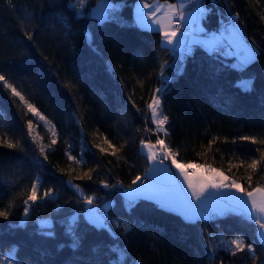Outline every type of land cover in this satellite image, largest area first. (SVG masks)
<instances>
[{"label": "trees", "instance_id": "1", "mask_svg": "<svg viewBox=\"0 0 264 264\" xmlns=\"http://www.w3.org/2000/svg\"><path fill=\"white\" fill-rule=\"evenodd\" d=\"M98 1L86 0L78 15L75 0H0V73L56 131L52 137L0 88V140L7 135L23 148L0 146V210L13 203L8 219L0 217V257L12 250L14 264H264L258 226L239 214L188 221L149 200L127 204L121 194L147 170L141 140L155 144L157 135L146 105L162 79L169 81L161 94L168 135H158L177 161L211 165L251 190V170L241 162L259 159L255 149L262 146L240 138H264V0H200L207 10L200 21L205 35H219V19L229 23L239 14L238 27L257 49L242 69L231 55L199 45L177 62L158 32L131 23L137 0H107L120 6L103 22L90 16ZM243 80L251 81L250 91L237 86ZM66 152L82 163L69 161ZM230 163L236 167L229 170ZM89 170L91 179L76 178ZM252 176L251 187L264 183V164ZM36 180L38 195L48 189L53 195L29 202L25 217L23 201ZM69 180L93 197L97 210L105 206L106 228L84 218L86 204ZM41 219L51 226L40 227ZM238 236L253 253L225 250L222 241ZM116 249L126 253L123 259Z\"/></svg>", "mask_w": 264, "mask_h": 264}, {"label": "snow or ice", "instance_id": "2", "mask_svg": "<svg viewBox=\"0 0 264 264\" xmlns=\"http://www.w3.org/2000/svg\"><path fill=\"white\" fill-rule=\"evenodd\" d=\"M86 3V0H77V5L79 8H83ZM189 6H191L189 8ZM118 6L111 5L107 3V0H102L97 9L93 10V15L100 21L103 22L109 18H112L116 12ZM189 10L186 12L185 9ZM158 13L160 15H158ZM206 15V9L201 4L200 0H178V3H159V0H138V3L135 6V23L142 29H147L149 31L158 32L162 37V44L165 46H170L167 48L170 52L181 53V56H185L192 51L193 44H202L210 53L221 50L224 45L222 41L226 38L230 41V50L226 55H234L239 58L238 67L244 68L250 63H252L257 56L255 47L247 45L244 43V37L242 35V30L238 27L239 14L230 16L229 26L225 29L227 32V37L224 36V33H221V36H208L204 40L190 39L194 33L203 32V29L200 28V21ZM174 19L177 21L174 23ZM264 19V16L261 17ZM183 29V30H182ZM29 40L32 39L31 33H26ZM234 49V50H233ZM160 75L163 77V68L164 65H161ZM181 65H177V72L181 70ZM138 83L143 85V81L140 80ZM169 81L166 79L161 80L160 87L155 88L150 94V102L147 103L146 108L151 114V123L155 125L153 130L154 134L157 135L155 144L148 142L145 143L144 140H141V146L143 149H147V159L150 163L156 164L157 162L163 164L164 160L171 158L173 166L179 171L180 176L183 178L184 184L187 185L189 192L191 193V199L183 191V187L178 184L175 180L170 181L173 188L169 193L162 192H153L152 195L146 196L148 199H159L164 206H171L180 211V214L188 221H194L196 219H202L205 215L215 213L223 215L228 212H236L243 219L249 223H254L258 226L257 235L260 240L264 242V183L258 182L255 187H251L253 183L252 173H255L261 166L264 164V138H257L256 136H245L241 137V140L249 141L250 143L256 145H261L255 149L259 152V159L252 158L250 162L245 164L244 161L241 162L242 166H246L247 169L251 170V173L247 175V181L249 188L248 190L236 179L229 180V177L224 174L223 171L212 167L207 164L199 163H182L177 161V154L172 152L170 147L165 143L164 140L159 138V133H164L165 136L168 135V130L165 125L168 123L169 117L163 114L161 107V94L167 89ZM242 91L251 90V81L243 80L237 85ZM0 88L7 90L11 93L12 97L18 98L21 104L27 109V112H31L34 116H39L40 120H45V117L39 114L37 109L31 104L25 96L21 93L10 82V77L5 74L0 73ZM15 103V100L13 101ZM139 111V109H137ZM45 123L48 122L45 120ZM28 135L33 137L32 142L36 143L38 136H33V122L31 120L27 121ZM48 131L51 133L52 137L56 136V131L54 126L48 127ZM149 131V129H145ZM215 142H209V146ZM56 140L52 139L51 144H55ZM104 143L108 144L110 148H113V154H115L118 149H115L114 146L105 139ZM160 146V152L154 151L156 146ZM0 146L7 147L9 149H18L23 151V148L20 144V141L17 140L16 143H13L7 135L3 136V139L0 140ZM123 148V145L120 146ZM101 152L106 151L101 148ZM40 153L47 159L44 146H40ZM162 155V158L157 161V156ZM66 156L69 161H75L77 165L81 164L82 161L76 159L66 152ZM236 165L230 163L229 170ZM192 168L198 171L189 172L188 169ZM92 170L84 172L83 176L76 177L77 179H84L87 177L91 179ZM149 170H146V173ZM164 169L152 168L151 172L154 174L152 180H156L157 173L164 172ZM142 178L136 176L132 180L131 184L128 185L130 191L126 194L128 202L131 205L134 201L139 199L142 195L145 194V189H148L149 192L152 190L148 188V185H145V189H133L132 185H136L138 181ZM72 189L75 190L83 198V203L89 206V215L88 222L98 229L106 228L107 224L103 214L98 213L97 211L91 208L93 204V197L87 196L84 194V190L77 184H73L71 180L68 181ZM104 187H109L108 184H105ZM40 188L39 181H33L30 189L28 190L27 199L23 201L25 207L23 215L27 217L29 215V202L35 204L37 200H44L46 197L53 195V190H46L43 195H38ZM209 190L222 193L224 190L234 191L239 193V196H227L221 195L216 197L218 200H228L231 203L224 206L209 208L207 202L212 199L211 193ZM243 197H247L245 200ZM192 200L199 201L197 204H193ZM13 207V203L10 201L8 203V210H0V217L8 219L9 210ZM127 230V226H125ZM51 235V233H47ZM222 245L225 247L226 251H229L232 256H236L238 253H253L254 248L251 244L245 245V242L242 237H236L230 241H222ZM73 246H77V241H73ZM119 252L120 257L123 259L126 255L120 249H116ZM14 264V252L12 250L3 257H0V264Z\"/></svg>", "mask_w": 264, "mask_h": 264}, {"label": "crops", "instance_id": "3", "mask_svg": "<svg viewBox=\"0 0 264 264\" xmlns=\"http://www.w3.org/2000/svg\"><path fill=\"white\" fill-rule=\"evenodd\" d=\"M102 2V0L98 1V3L90 10V16L96 18L92 13H93V10ZM160 3H162V1L159 0ZM107 3H109L107 1ZM138 3V0L134 3L133 5V17H132V21L131 23L138 26L136 23H135V6L136 4ZM174 3H178V0H175ZM111 4V3H109ZM112 5V4H111ZM158 15H160L158 13ZM97 19V18H96ZM98 20V19H97ZM139 27V26H138ZM202 27V25L200 24V28ZM243 35V33H242ZM209 35H205L203 32H200V33H194L193 36L190 37V39H196V40H204L208 37ZM215 36H219L218 34H215ZM227 37V34L226 36ZM244 37V35H243ZM161 41H162V37H161ZM244 41L245 40V37H244ZM226 42L228 43L227 45H229V49H230V41L226 39ZM162 44V42H161ZM163 45V44H162ZM193 45H199L201 47H203L204 49H206L202 44H193ZM164 47H170V46H165L163 45ZM208 51V49H206ZM234 50V49H233ZM175 55V58L177 60V62H181L184 58V56L182 57L181 56V53L179 51L175 52L174 53ZM231 57L233 58V61H232V64H234L235 62V57L237 58V56H234V55H231ZM239 63V62H238ZM236 66V65H235ZM238 67V66H236ZM150 117H151V114H150ZM145 143H148V142H145ZM141 150L142 152L144 153V155L146 156L147 158V152L148 150L147 149H143L142 146H141ZM156 152H160V149L159 151L157 150ZM162 158V155H159V159H157V161H159L160 159ZM152 168H157V169H164L165 171L164 172H160V173H157L155 174L156 175V180L153 181L152 180V176L154 175L152 172H151V169ZM147 170H149L147 173L145 171L144 173V178H145V182L141 185H139L138 187H135L132 185V188L133 189H137V190H140V189H145V185H148V188L151 189L152 191L149 192L148 189H145V194L142 195L139 199H145V200H149V201H152L153 203H155L156 205L158 206H161L163 208H166V209H169V210H172L178 214H180V211L177 210L176 208L174 207H171V206H164L161 201L159 199H148L146 198V196L148 195H152L153 192H162V193H169L172 191V184L170 183V181L172 180H175L176 182H178V184L180 186L183 187V191L184 193L187 194V196L189 197V199H191V193L189 192L188 188H187V185L184 184V181H183V178L180 176V173L179 171L176 169L175 166H173L172 162H171V158L167 159V160H164L163 164H160V163H156V164H152L148 161L147 159ZM194 171H198V170H195ZM229 180H232L229 178ZM130 191V189L127 187V188H123L121 190V194H122V197L125 201V203H129L128 202V198H127V193ZM210 193H211V196H212V199H210L208 202H207V206L209 208H214V207H219V206H224V205H228L230 204L231 202L228 201V200H218V199H215L216 197H219L221 195H227V196H239L240 194L239 193H236L234 191H228V190H224L222 193L220 192H215L213 190H209ZM245 200L247 199V197H243ZM138 200V199H137ZM192 203L193 204H197L199 203V201H195V200H192ZM228 213H236V212H228ZM228 213H225L223 215H226ZM212 214H215V213H211V214H207L204 216L205 219L209 218ZM238 214V213H236ZM181 215V214H180ZM218 216H222L220 214H215ZM182 216V215H181ZM183 217V216H182ZM184 218V217H183ZM202 218V219H204ZM185 219V218H184ZM186 220V219H185ZM258 231V229H257ZM257 238L259 240V242L264 246V242H262L259 238V236L257 235Z\"/></svg>", "mask_w": 264, "mask_h": 264}, {"label": "rangeland", "instance_id": "4", "mask_svg": "<svg viewBox=\"0 0 264 264\" xmlns=\"http://www.w3.org/2000/svg\"><path fill=\"white\" fill-rule=\"evenodd\" d=\"M160 3V2H159ZM162 3H165V1H162ZM167 3H174V2H167ZM73 5H74V8H75V10H76V12H77V14L78 15H80L81 13H82V8H79L78 7V5H77V0H75V2L73 3ZM117 6H120V4H116ZM99 6V5H98ZM98 6L95 8V9H97L98 8ZM191 6H189V8H190ZM189 9L188 8H186L185 9V11L187 12ZM224 36H226V34H224ZM217 37H219V36H217ZM225 40H226V38H225ZM244 43L245 44H247V45H250V46H253V47H255L251 42H247V41H244ZM255 50H256V53H257V49H256V47H255ZM238 62H239V58L237 57H235V62H234V66L236 65V66H238ZM34 116V115H33ZM35 117V119L38 121V122H40L45 128H48V126H47V124L43 121V120H40V118H39V116H34ZM37 133V132H36ZM36 133H35V129H33V136H36ZM38 140V139H37ZM158 147V148H157ZM155 149H154V151H159V149H160V146L158 145ZM188 170H191V172H193L194 171V169H192V168H189ZM190 172V173H191ZM91 208L93 209V210H95V211H97L98 213H101V214H103V216H104V214H105V206H103V212H100L99 210H97V208L95 207V206H91ZM88 215H89V206L88 205H86V207H85V212H84V218L86 219V220H88ZM105 217V216H104ZM106 221V220H105ZM38 224H39V226L40 227H50L51 226V222H50V220H48V219H41V220H39L38 221ZM107 224V223H106ZM5 264H7V262H5Z\"/></svg>", "mask_w": 264, "mask_h": 264}, {"label": "built area", "instance_id": "5", "mask_svg": "<svg viewBox=\"0 0 264 264\" xmlns=\"http://www.w3.org/2000/svg\"><path fill=\"white\" fill-rule=\"evenodd\" d=\"M206 12H207V10H206ZM175 22H177V21L174 19V23ZM219 22L221 24V27L219 29V32H220L219 36H221V33L227 34V32H225V29L229 26V23L224 22L223 19H219ZM201 28L203 29V33H204L205 29L203 27H201ZM209 36H215V34H210ZM222 43H223L224 47L221 50L216 51L215 53H217L218 55H221V56H226V53L229 51V48H228V45H227L225 39L222 41ZM157 159H159V155L157 156ZM188 171L191 172V170H188ZM140 177L142 179L140 181H138L136 185H133V186L138 187L139 185H141L145 182L144 176H140ZM210 217H217V215L212 214Z\"/></svg>", "mask_w": 264, "mask_h": 264}]
</instances>
